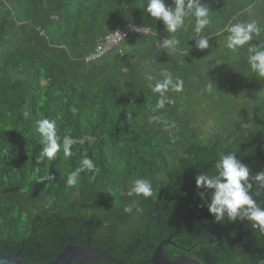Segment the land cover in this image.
Listing matches in <instances>:
<instances>
[{
    "label": "trees",
    "instance_id": "trees-1",
    "mask_svg": "<svg viewBox=\"0 0 264 264\" xmlns=\"http://www.w3.org/2000/svg\"><path fill=\"white\" fill-rule=\"evenodd\" d=\"M201 3L210 24L196 34L194 17L168 32L147 13V0H0L1 253L46 264L73 244L113 258L73 264H152L171 239L163 246L171 260L264 264V233L247 221L216 222L195 180L232 151L251 175L264 170V78L251 72L246 48L226 47L231 24L264 29V0ZM131 24L150 32L86 61L102 38ZM173 36L179 43L163 48ZM251 43H264V31ZM164 71L184 89L153 111L159 97L148 76L161 79ZM41 118L56 120L61 140L73 138L70 158L42 156ZM85 155L98 170L68 186ZM48 174L56 178L41 182ZM137 178L152 184L151 197L127 195ZM252 194L264 207L255 182Z\"/></svg>",
    "mask_w": 264,
    "mask_h": 264
},
{
    "label": "clouds",
    "instance_id": "clouds-1",
    "mask_svg": "<svg viewBox=\"0 0 264 264\" xmlns=\"http://www.w3.org/2000/svg\"><path fill=\"white\" fill-rule=\"evenodd\" d=\"M146 11L151 17L163 21L170 33H175L185 25L186 19L191 17L195 18L194 32L196 34L202 33L205 27L210 24L209 7L202 4L201 0H187V3L186 0H172V4L166 3V0H147ZM226 30L229 33L226 38V47L233 53L246 48V60L251 72L264 78V43L259 45L251 43L254 38L260 37L264 29L255 21H241L227 26ZM178 43L179 41L173 36L171 39H166L162 47L171 49ZM197 47L201 50L207 49L209 47L207 38L199 39ZM160 75L161 79L148 76L149 81L155 80V83L149 84V87L152 93L158 94L159 97L153 111L165 107L167 93L170 91L180 93L184 89V81L179 77L174 78L171 72L164 71ZM209 91H211V85H209ZM156 119L158 117H150V122ZM37 130L41 137L40 144L43 145V157L54 160L61 152L65 159L73 155V138L64 135L61 140L56 120L39 119ZM214 167V173L202 172L195 178L196 187L206 189L198 194L201 200L206 203L208 212L218 223L225 218L231 222L247 221L252 229L264 233V207L257 202L252 194L253 182L260 189H264V170L256 172L254 176L251 175L249 166L238 159L234 151L221 153ZM85 170H98L94 160L87 155L82 158L78 167L69 172L67 185L76 186L81 173ZM55 178L54 175L48 174L42 176L40 180L43 182ZM152 194V184L142 178L135 179L127 192L129 197L149 198ZM134 203L131 206H126L124 211L131 213Z\"/></svg>",
    "mask_w": 264,
    "mask_h": 264
},
{
    "label": "water",
    "instance_id": "water-1",
    "mask_svg": "<svg viewBox=\"0 0 264 264\" xmlns=\"http://www.w3.org/2000/svg\"><path fill=\"white\" fill-rule=\"evenodd\" d=\"M166 244H172V240H164L157 247L153 258L151 259L152 264H201L194 258L189 256H183L179 260H171L163 253V246ZM113 259L110 255L105 252L95 250L89 246L81 245H68L58 257L46 264H73L79 260H100V259ZM0 264H27L22 261L19 254L5 255L0 252Z\"/></svg>",
    "mask_w": 264,
    "mask_h": 264
},
{
    "label": "built area",
    "instance_id": "built-area-1",
    "mask_svg": "<svg viewBox=\"0 0 264 264\" xmlns=\"http://www.w3.org/2000/svg\"><path fill=\"white\" fill-rule=\"evenodd\" d=\"M150 30L139 25H127L124 28L116 29L112 33L108 34L102 38L96 46L95 52L87 57V62L95 61L109 52L113 51L117 46H119L128 36L135 33L148 34Z\"/></svg>",
    "mask_w": 264,
    "mask_h": 264
}]
</instances>
